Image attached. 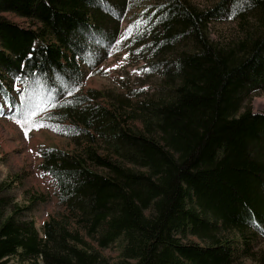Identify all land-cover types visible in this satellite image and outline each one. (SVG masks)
<instances>
[{
	"label": "trees",
	"instance_id": "obj_1",
	"mask_svg": "<svg viewBox=\"0 0 264 264\" xmlns=\"http://www.w3.org/2000/svg\"><path fill=\"white\" fill-rule=\"evenodd\" d=\"M129 1L0 0V15L35 25L0 17L5 115L18 116L22 106L14 84L24 101L37 95L32 88L53 99L78 85L82 68L107 58ZM140 17L135 40L150 38L144 50L163 91L126 109L101 103L107 96L100 91L72 90L38 117L75 146L40 150L39 169L55 183L65 213L39 233L16 209L5 215L11 200L0 196V264L13 257L28 264H235L252 239L264 238V113L243 108L264 91V0H217L203 10L155 0ZM250 17L257 35L231 47L209 39L211 21ZM183 43L190 50L179 52ZM228 231L238 234L241 251L224 237ZM116 242L120 258L110 263L100 250Z\"/></svg>",
	"mask_w": 264,
	"mask_h": 264
},
{
	"label": "rangeland",
	"instance_id": "obj_2",
	"mask_svg": "<svg viewBox=\"0 0 264 264\" xmlns=\"http://www.w3.org/2000/svg\"><path fill=\"white\" fill-rule=\"evenodd\" d=\"M186 1L198 10L208 9L217 2V0ZM154 4L155 0L129 1L128 9L119 22L118 38L109 50L107 58L96 66L82 68L83 80L73 88L74 92L100 91L107 96L105 99H99L101 103L107 104L114 101L117 104L126 105V109H129L127 105H135L138 100L155 97L163 91V80L160 74L151 68L155 60L150 58L149 53L144 50L150 38L142 37L144 40L141 43H139L141 40H135L143 32L140 13L145 11L148 14ZM0 17L21 27H35L34 22L21 19L11 13H3ZM259 29L260 26L252 17L240 23L227 18L208 23L207 34L215 45L231 47L245 37L257 35ZM122 35L128 36V39H121ZM177 50L179 52L190 50V44L183 43ZM144 69H150V71H144ZM19 88L18 84H14L18 101L22 100V96L17 95ZM32 89L37 92V95L25 96V104L19 110L21 119L26 107H34L39 101L52 98L50 92L41 94L38 88ZM243 108H249L253 113L263 114L264 91L251 95L245 101ZM9 111L6 100L0 96V196L11 200L5 215H9L16 209L19 219H31L41 233L43 221L53 216L63 215L65 212L58 203L55 183L39 169L40 150L54 147L73 152L75 146L68 138L55 134L46 125L38 129L31 128L25 136L24 129L14 119L5 115ZM31 119L32 117H29V121ZM37 120L39 121L38 117ZM127 124L134 129H142L139 120H128ZM223 235L234 239L233 245L239 251L243 249V244L236 232L228 231ZM189 240L202 244L193 236H189ZM250 244L251 248L247 253L239 254L235 264H263L264 238L252 239ZM100 253L110 263H115L120 258L121 243L116 242L100 250ZM7 264L28 263L18 262L13 257L7 260Z\"/></svg>",
	"mask_w": 264,
	"mask_h": 264
},
{
	"label": "snow or ice",
	"instance_id": "obj_3",
	"mask_svg": "<svg viewBox=\"0 0 264 264\" xmlns=\"http://www.w3.org/2000/svg\"><path fill=\"white\" fill-rule=\"evenodd\" d=\"M121 39H128V36L122 35ZM119 43V41H117ZM115 67V66H114ZM144 71H150V69H144ZM91 74V73H90ZM73 88H75L74 84H70L69 87L65 89H60L57 94H55L53 99L49 100H42L39 101L34 107H26L25 112L23 113V119L20 118V116H14L10 117L15 120V122L20 125L22 129L25 131V136H27V132L31 128H40L43 127L44 124L40 121L37 120V117H39L41 114L45 113L49 108L52 107H59L60 105V100L65 96H72L73 94ZM17 95L23 96L24 91L18 90ZM19 103L21 105L25 104L24 100H20ZM69 104H71V101H68ZM15 108L16 105H13ZM29 117H32V119L29 121Z\"/></svg>",
	"mask_w": 264,
	"mask_h": 264
},
{
	"label": "crops",
	"instance_id": "obj_4",
	"mask_svg": "<svg viewBox=\"0 0 264 264\" xmlns=\"http://www.w3.org/2000/svg\"><path fill=\"white\" fill-rule=\"evenodd\" d=\"M44 223V221L42 222V224Z\"/></svg>",
	"mask_w": 264,
	"mask_h": 264
},
{
	"label": "bare ground",
	"instance_id": "obj_5",
	"mask_svg": "<svg viewBox=\"0 0 264 264\" xmlns=\"http://www.w3.org/2000/svg\"><path fill=\"white\" fill-rule=\"evenodd\" d=\"M42 240V239H41Z\"/></svg>",
	"mask_w": 264,
	"mask_h": 264
}]
</instances>
